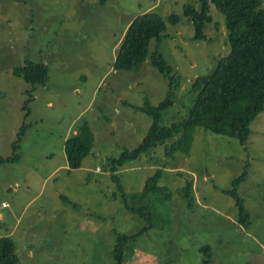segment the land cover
Masks as SVG:
<instances>
[{"label": "rangeland", "instance_id": "374dc122", "mask_svg": "<svg viewBox=\"0 0 264 264\" xmlns=\"http://www.w3.org/2000/svg\"><path fill=\"white\" fill-rule=\"evenodd\" d=\"M100 1L0 0V158L13 159L0 162V237L12 239L18 264H113L117 235L148 226L127 209L124 194L130 206L153 214V226L129 247L125 264H264V110L250 124L246 149L197 127L189 153L166 156L159 145L116 170L117 180L109 167L110 159L140 144L152 123L126 103L157 105L168 90L150 59L137 73L113 68L127 25L148 12L166 24L158 50L181 78L176 101L162 112L168 125L186 115L193 80L228 53L223 15L208 0L213 23L204 27L206 40L193 41L183 7L199 8L197 0ZM171 15L177 24L169 23ZM24 62L46 65L47 81L15 76ZM84 123L92 148L79 168L68 169L64 141ZM245 161L237 194L247 226L238 223L235 200L225 193ZM157 169L165 193L146 194Z\"/></svg>", "mask_w": 264, "mask_h": 264}, {"label": "trees", "instance_id": "16d2710c", "mask_svg": "<svg viewBox=\"0 0 264 264\" xmlns=\"http://www.w3.org/2000/svg\"><path fill=\"white\" fill-rule=\"evenodd\" d=\"M22 2L23 0H14ZM111 0H101L106 4ZM199 8L193 5L183 7L184 17L192 24L193 41H204V27L213 23L208 0H197ZM264 0H211L217 12L224 18L226 31V45L229 51L216 60L214 68L206 75L196 77L190 85L193 97L190 100L186 115L168 125L162 122V112L176 101L177 89L181 78L174 73L158 50L160 40L166 30L164 20L155 12H148L137 16L128 26L123 39L117 49L113 68L118 71L137 73L142 70L144 63L150 59L152 66L168 82L166 96L157 105L145 103L134 105L126 103L135 110L147 113L152 123L140 144L132 149L121 151L118 157L109 160L112 178L118 179L116 170L127 162L140 158L144 153H150L159 145H164V154L172 156L175 152L189 153L193 140L194 129L199 127L216 134L235 139L246 149L251 133L250 124L256 116L264 110ZM170 24L178 23L179 18L171 15ZM217 23H214L216 25ZM155 41L154 51L150 50ZM13 74L28 83L44 84L48 79V69L41 62H24L13 70ZM25 125L22 123L17 132L20 141ZM93 145V134L86 123L82 124L79 134L66 138L64 152L68 169H77L82 165L83 158L89 153ZM13 161L12 158H0ZM249 168L245 161L242 171L234 177L231 189L225 193L230 195L237 206V221L243 226L249 224V214L237 194L238 185L247 177ZM161 169L146 181V194L162 195L165 187L158 185ZM192 183H186V194L182 196L189 201ZM126 207L133 214L138 215L148 226L132 236L117 235L113 247V264H125L126 252L139 237L149 233L152 212L146 208L130 206L127 197ZM209 247L200 249L206 258ZM203 263L208 262L207 259ZM0 264H18L15 245L10 237H0Z\"/></svg>", "mask_w": 264, "mask_h": 264}, {"label": "crops", "instance_id": "0c3cea01", "mask_svg": "<svg viewBox=\"0 0 264 264\" xmlns=\"http://www.w3.org/2000/svg\"><path fill=\"white\" fill-rule=\"evenodd\" d=\"M135 18H136V17H135ZM135 18H133V19L130 21V23H131ZM130 23H129V24H130ZM129 24H128L127 27H126V30H127L128 26H129Z\"/></svg>", "mask_w": 264, "mask_h": 264}, {"label": "built area", "instance_id": "2783aa9c", "mask_svg": "<svg viewBox=\"0 0 264 264\" xmlns=\"http://www.w3.org/2000/svg\"><path fill=\"white\" fill-rule=\"evenodd\" d=\"M2 206H5V204L3 203Z\"/></svg>", "mask_w": 264, "mask_h": 264}]
</instances>
